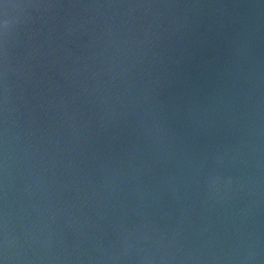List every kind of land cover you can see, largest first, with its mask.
I'll list each match as a JSON object with an SVG mask.
<instances>
[{
  "label": "water",
  "instance_id": "1",
  "mask_svg": "<svg viewBox=\"0 0 264 264\" xmlns=\"http://www.w3.org/2000/svg\"><path fill=\"white\" fill-rule=\"evenodd\" d=\"M0 264H264V0H0Z\"/></svg>",
  "mask_w": 264,
  "mask_h": 264
}]
</instances>
